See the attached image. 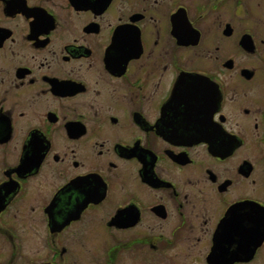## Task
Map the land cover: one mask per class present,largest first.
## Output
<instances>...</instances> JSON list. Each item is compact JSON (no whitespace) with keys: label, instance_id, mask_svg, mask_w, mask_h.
Segmentation results:
<instances>
[{"label":"flooded vegetation","instance_id":"af4514ba","mask_svg":"<svg viewBox=\"0 0 264 264\" xmlns=\"http://www.w3.org/2000/svg\"><path fill=\"white\" fill-rule=\"evenodd\" d=\"M0 264H264V0H0Z\"/></svg>","mask_w":264,"mask_h":264}]
</instances>
